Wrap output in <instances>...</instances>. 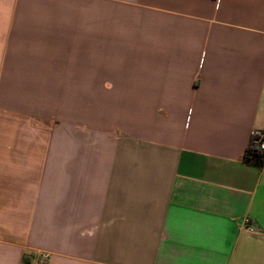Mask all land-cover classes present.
I'll return each mask as SVG.
<instances>
[{
	"label": "crops",
	"instance_id": "obj_1",
	"mask_svg": "<svg viewBox=\"0 0 264 264\" xmlns=\"http://www.w3.org/2000/svg\"><path fill=\"white\" fill-rule=\"evenodd\" d=\"M264 0H0V264H264Z\"/></svg>",
	"mask_w": 264,
	"mask_h": 264
},
{
	"label": "trees",
	"instance_id": "obj_2",
	"mask_svg": "<svg viewBox=\"0 0 264 264\" xmlns=\"http://www.w3.org/2000/svg\"><path fill=\"white\" fill-rule=\"evenodd\" d=\"M246 159L252 160L257 165L261 166L264 163V151L259 149L254 142L246 149L244 154Z\"/></svg>",
	"mask_w": 264,
	"mask_h": 264
},
{
	"label": "built area",
	"instance_id": "obj_3",
	"mask_svg": "<svg viewBox=\"0 0 264 264\" xmlns=\"http://www.w3.org/2000/svg\"><path fill=\"white\" fill-rule=\"evenodd\" d=\"M252 142L264 151V130L254 129L251 132Z\"/></svg>",
	"mask_w": 264,
	"mask_h": 264
}]
</instances>
